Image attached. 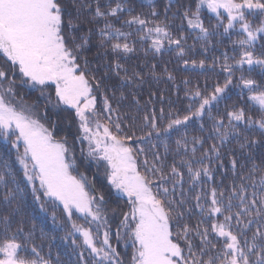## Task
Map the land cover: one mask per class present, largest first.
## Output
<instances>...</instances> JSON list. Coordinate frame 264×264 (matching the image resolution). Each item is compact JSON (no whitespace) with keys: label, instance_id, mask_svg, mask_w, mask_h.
<instances>
[{"label":"snow or ice","instance_id":"obj_1","mask_svg":"<svg viewBox=\"0 0 264 264\" xmlns=\"http://www.w3.org/2000/svg\"><path fill=\"white\" fill-rule=\"evenodd\" d=\"M72 3L79 12L81 5H78L76 0H72ZM83 7L91 9L92 6L83 5ZM204 7L214 13L220 21L223 20L221 10L226 12L227 24L223 25L225 33L239 25L238 31L243 33V38L233 43L241 48L240 57L234 64L223 65L228 73V79L222 87L217 85L207 96L202 95L198 90L191 94L192 99L199 106L194 112H190V115L182 119L170 120L166 129L161 130L155 120V110L151 114H146L145 125L155 130L157 135L161 131L167 132L176 126L184 125L192 116H202L206 109H210L212 103L232 84L234 67L242 68L248 65L251 68L259 65L264 68V54L255 55V44L258 38L264 36V19L256 26L248 19V15L259 14L264 17V0H199L191 16L188 10H185L183 15L187 24L191 28L199 29L201 38L207 39L211 33L200 19V12ZM123 10V5L117 4L107 12L102 11L99 0H96L93 16L94 18L115 17ZM167 10L166 8L165 11ZM156 14L153 12V15ZM70 16L71 13L64 0H0V52L10 63L13 77L10 79L9 72L0 68V135L15 148L16 160L22 167L23 176L32 186L33 196L37 201H40L43 195L54 206L57 203L62 205L69 220L75 211L81 214L87 225L94 226L93 228L72 222V232L68 235L75 237L78 233L82 237L79 245H76L73 239V244L78 249H83L77 253L81 264H123L120 253L111 243L113 229L108 224L107 216L103 211L105 198L103 195L90 194L84 174L73 175L76 161L68 147L67 138L57 140L54 137L53 131L38 118L34 110L35 104H27L23 98L16 103L13 102L16 99L14 76L17 69L21 75V84L30 83L33 87L41 88L54 85L56 102L53 107L66 105L75 110L80 131L78 139L88 141V157L95 158L97 163L100 160L105 161L110 169L107 175L111 185L127 196L129 211L120 221V227L115 229V238L118 242L121 240V228L130 234L125 241V246L128 241L131 242L133 248L131 264H264V194H261L257 200L255 198L257 193L253 192L254 198L248 201L246 195H241L247 192L243 184L239 189L232 188V195L228 197L226 203L221 199L224 195L223 191L218 193L216 188H211V201L207 210L200 203L202 198H206V194L202 192L195 195L193 197L196 202L195 207L200 209L203 218L198 220L195 226L188 223H184L182 227L179 226V221L184 219V212L179 210L185 203L183 173L172 166L170 176L177 179L171 183V187H165L164 181L169 179V174L163 171L162 162L156 153L151 166L145 155L142 161L145 171L142 173L139 170L137 157L143 154L145 149L133 147L129 143L132 136L121 135L123 128L119 123L120 117L117 115L113 120L112 116V113L118 112V109H113L107 94L102 97L101 109H97L95 90L104 86L103 78L97 79L95 76L86 75L87 58H84L83 67L81 66L80 52L88 44V35L81 36L80 43H75L76 37L69 36V33L78 25L69 18ZM125 23L144 28L149 21L135 15ZM220 26V24L216 25V27ZM99 35L102 38L101 43L105 40L117 41L110 45L113 52L129 53L134 50L128 42H119L122 37L126 41L131 33L115 29L110 23H106L104 28L99 29ZM169 37L167 27L157 24L155 27L147 28L141 39L152 38V48L159 52L164 46V38H168L169 44L174 43L180 46V39L171 40ZM69 39L73 42L71 47ZM183 52V48H180V54ZM227 59L225 55V61ZM184 63L187 64L188 61ZM203 64L204 61H200V65ZM121 68L122 65L117 62L115 64L117 74ZM239 79L240 87L252 93L250 100L255 102L264 113V90H258L260 85L254 79L246 78L244 75H241ZM5 82L7 87L4 86ZM41 95L45 93L41 91ZM46 100L52 103L50 96H47ZM192 107L193 105H189V109ZM160 112L163 114V109ZM44 115H47L46 112ZM102 115L108 121L107 123L102 122ZM227 116L229 125L232 127H234L233 121H245L250 125H258L264 132V115L259 120H253L246 115L243 108H239L227 113ZM216 124L220 125L215 127V131L223 143L229 133L221 131L222 120H217ZM152 135V131L146 133L147 138H151ZM139 139L143 142V138ZM193 139L196 140L195 137ZM180 143L181 141H177L178 145ZM199 143L202 144L203 141L200 140ZM184 147L186 148L187 145ZM210 151L217 157L220 154L215 144L211 146ZM192 152H196L195 145L192 147ZM207 156L208 154L205 153V157ZM0 164L11 173L8 161H0ZM188 164L193 185L200 181L202 174L211 179L212 172L209 167L202 164L199 169H193L191 162ZM231 165L235 170L237 166L235 158H232ZM255 170L254 164L252 171ZM148 173H151L153 177L158 174L160 183L150 179ZM4 179V176L0 175V182ZM241 179L243 180L244 177ZM37 180L39 188L36 186ZM260 183L264 185V176H261ZM177 187L181 190L179 202L174 196ZM16 191H21L18 184ZM15 196L16 192L8 191L4 200L10 202ZM233 198L239 201V204L235 206L238 210L235 212L232 211ZM258 204L259 207H257ZM40 208L46 210L44 203H40ZM187 211L191 214L192 210L189 208ZM219 215L223 216V221L213 219L209 226H203L205 219ZM53 219L55 220V213H53ZM174 220L177 222L175 225ZM4 223L5 231H7V217L4 218ZM253 225H255V231L249 242L247 232ZM174 227L177 228L175 233ZM234 227L235 231H233ZM212 233L222 240L214 243L209 238ZM190 236L199 238L198 250ZM178 241H183L184 247H181ZM22 248L15 234L0 242V264H50V261L39 256L35 247L32 251L36 253V259L29 260L21 257L19 252ZM85 252L90 260L85 257Z\"/></svg>","mask_w":264,"mask_h":264},{"label":"trees","instance_id":"obj_2","mask_svg":"<svg viewBox=\"0 0 264 264\" xmlns=\"http://www.w3.org/2000/svg\"><path fill=\"white\" fill-rule=\"evenodd\" d=\"M198 2L199 0H99L102 11L107 12L117 4L123 5L124 10L118 12L115 17L94 18L96 0H76V3L81 5L79 12L72 0H64L71 13L69 18L78 25L77 28L71 30L69 36H75V43H80V37L88 35V44L80 52L81 66L83 67L84 58H87L86 75L95 76L97 79L103 78L104 86L95 90L97 109H101L102 97L107 94L113 109H118V112L114 111L112 116L113 120L117 115L120 117L119 123L123 128L121 135L132 136L129 143L133 147L145 149V152L137 157L138 167L142 173L145 171L142 163L145 155L150 162L149 166H151L154 153L159 155L165 174H169V179L164 181L165 187H171V183L177 179L170 176L172 166L183 173L185 203L179 209L184 212V219L179 221L180 227L184 223L195 226L196 222L203 218L200 209L195 207L196 202L193 197L202 192L206 194V198H202L200 203L207 210L211 201L210 189L213 187L217 189L218 193L223 191L224 195L221 199L225 203L232 195V188L239 189L241 184L247 189L246 194L241 193V195H246L248 201L254 198L253 192L257 193L255 197L257 200L261 194H264V185L260 183L261 176H264V132L259 129L258 125H250L245 121H233L234 127H232L229 125L227 116V113L239 108H243L246 115L253 120H259L264 115L259 106L250 100L252 93L246 88L240 87L239 79L241 75L254 79L260 85L258 90H264V68L259 65H254L251 68L248 65H244L242 68L234 67L231 77L232 84L212 103L210 109L205 110L202 116H192L184 125L176 126L167 132L161 131L159 135L155 130L145 125L144 116L151 114L153 110L156 113V123L161 130L166 129L170 120L182 119L184 116L190 115V112H194L199 106L192 99L191 94L198 90L202 95L207 96L214 91L217 85L222 87L228 79V73L224 70L223 65L225 63L234 64L235 60L240 57L241 48L234 45L233 41L243 38V33L238 31L239 25L235 29L229 30L228 33L224 32L223 25L227 24V14L223 10H221L223 20L220 21L206 7L201 9L200 19L211 33L207 39L201 38L202 34L199 29L191 28L187 24L183 13L188 10L191 16L195 12ZM83 5L92 7L89 9ZM166 8L167 11H165ZM128 9H132V11H128ZM153 12L157 14L153 15ZM135 15L149 21L147 26L141 28L136 24L125 23ZM248 19L256 26L264 17L256 14L255 16L248 15ZM106 23H110L113 28L120 29L122 32L131 33L126 41L122 37L119 42H128L134 49L132 52H113L110 45L117 42L115 40H105L104 43H101L99 29L104 28ZM157 24L167 27L171 40L180 39V46L178 47L174 43L169 44L168 38H164V46L157 52L152 48V38L141 39L147 28L155 27ZM217 24L221 26L216 27ZM89 29H91V33H89ZM69 46H73L70 39ZM180 48H183V54H180ZM261 54H264V36L258 38L255 44V55L260 56ZM225 55L228 57L227 61H225ZM2 59H6V57L0 54V66ZM186 60L187 64L184 63ZM193 61L196 63L193 64ZM200 61H204L202 66ZM117 62L122 65L118 74L115 69ZM32 93L34 92H27L26 96L30 97ZM34 103L43 104L40 101ZM189 105H193V107L189 109ZM44 109L47 114L44 116L50 120L52 117L48 116L47 106ZM161 109H163V114L160 112ZM69 118L72 122L75 120L70 116ZM52 119L53 123L56 122V127L59 122L65 123L63 127L66 125L72 127L70 125L72 122L68 124V120L62 115L58 114L57 119L55 117ZM101 120L104 123L108 122L103 115ZM217 120L223 121L221 131L229 133L223 143L215 131V127H220L216 124ZM149 131L153 132L151 138L146 137V133ZM73 133L72 131L65 134L61 139L66 137L68 141H74L76 157L83 173L95 174L97 172L98 174L99 170H95L94 166L87 161L85 154H81V147L77 144L78 137ZM194 137L196 140L193 139ZM139 138H143V142ZM200 140L203 141L202 144L199 143ZM177 141H181V143L178 145ZM213 144L219 149L218 157L210 151ZM184 145L187 147L185 148ZM193 145L196 148L195 153L192 152ZM241 145L244 146L241 147ZM205 153L208 154L207 157H205ZM16 155L15 148L0 135V161H8L11 166V173H9L0 164V175L5 178L3 182H0V242L15 234L17 241L23 246L19 252L21 257L29 260L36 259V253L32 251V248L35 247L39 256L50 261V264H81L77 253L83 249H78L76 245L81 244L82 237L80 235L72 237L68 234L72 232V220L77 224L83 223L85 220L75 211L69 220L62 205L51 207V201L45 199L43 195H41L43 203L48 204V211L42 210L40 203L33 196L32 187L23 176ZM232 158L237 161L235 170L231 165ZM188 162H191L193 169H199L202 164L209 167L212 172L211 179L202 174L200 181L193 185L188 172ZM254 164L256 170L252 171ZM78 171L75 168L73 174L76 175ZM148 175L150 179L160 183L158 174L155 177L151 173ZM241 177L244 179L242 180ZM99 183V191L105 194L103 211L107 216L108 224L113 229L111 243L120 253L123 264H131L128 263L129 258L128 261L125 259L122 241L117 242L114 236L115 229L120 227L123 212L129 208L128 200L125 197H119L113 190L102 188L101 186L105 185L104 182ZM17 184L21 191H16ZM8 191L16 192L15 198L10 202L4 200ZM92 194L100 195L98 191L94 190ZM174 196L179 202L181 196L179 187H177ZM232 203L234 205L232 211L235 212L238 210L235 206L239 204V201L233 198ZM189 208L192 210L191 214L187 211ZM53 213H55V220ZM5 217L8 218L7 231H5ZM213 219L223 221V216L205 219L203 226H209ZM173 223L175 225L177 222L174 220ZM18 229H22V231H17ZM176 230L177 228L174 227L173 232L175 233ZM235 230L234 227L233 231ZM122 231L123 228H121ZM254 231L255 225L251 226L247 232L249 242H251ZM209 238L214 243H219L222 240V238H217L214 233ZM73 239L77 241L76 245L73 244ZM190 239L198 250L199 238L190 236ZM178 242L181 243V247H184L183 241ZM85 257L90 260L87 252H85ZM204 258L207 259V257Z\"/></svg>","mask_w":264,"mask_h":264},{"label":"rangeland","instance_id":"obj_3","mask_svg":"<svg viewBox=\"0 0 264 264\" xmlns=\"http://www.w3.org/2000/svg\"><path fill=\"white\" fill-rule=\"evenodd\" d=\"M0 54L4 56V54L2 52H0ZM0 68H3L5 71H8L9 72V78L10 79L13 78L12 77V71L10 69V63L7 61V59H2V65L0 66ZM14 78H15V81H16V85H15L16 99L13 101L14 103L18 102L20 98H23V100H24L25 103H27V104H35V109L34 110H35L38 118H40L41 119V122L44 123L45 126H47L52 131H53V119L52 118L55 117V119H57V115L58 114L59 115H62V117H64L65 119H67L68 122H69L68 124H70L72 122L71 119L69 118V116L72 117L73 119H75L70 124V125H72V127H69L67 125L65 127H63V124H65V123H63V124L61 122L58 123L55 132H53V135H54V137L57 140H62L61 138L63 137V135L69 134L72 131L74 132L73 134L76 135L77 137L80 135V131L78 129V119L75 116V110L74 109H71L69 106H66V105H61L58 108H54L53 107V104H55V102H56L54 85L41 88L40 86L33 87L30 83L29 84H21L20 83V81H21V75H20L18 69L15 70V76H14ZM4 86L7 87V82H5ZM31 91L34 92V93H32L30 97H27L26 96L27 92H31ZM41 91H43L45 93V95H41ZM47 96H50L51 97L52 103H48L47 102V100H46V97ZM10 99H11V97H10ZM35 101L43 102V104H36V103H34ZM44 104L48 108V116H51L52 117L50 120L47 119L48 117H45L44 114H43V112H45V109L44 108H46V106ZM67 120H66V122H67ZM79 141L82 143L81 149L83 150V152L85 154V157L87 158V161L89 162V164L93 165L94 168H95V170H97V171L99 170L98 171L99 172L98 174H97V172L95 174L86 173V172L83 173L80 170V165L78 164L79 161L77 160V157H76L77 152H75L76 150L74 148L75 143H74V141H68L67 140L68 147L70 148L71 153L74 154V156H75V161L76 162H75L74 169L76 168V169L79 170L76 175L79 176L80 174H84L86 176V178H87L86 179V186H87V189L90 192V194L93 195L92 194L93 193V189H92L93 186L92 185H94L96 191H98L100 195L105 196V194L102 193V191L101 192L99 191L100 190V187L98 186V184H100L99 182H101V183L104 182L105 185H102L101 186L102 188H105L106 187V188H108L110 190H113V192L116 195H123V196H125V198H127V196L125 194H122V193L118 192L111 185V183H110V181L108 179V175H107V173L110 171V169L108 168L106 162L103 161V160H100L99 163H97V161H96L95 158H89L88 155H87L88 154V141L87 140H80V139H79ZM20 167H21V165H20ZM21 169H22V167H21ZM73 175H75V174H73ZM97 177H98V183H97ZM36 186H37V188H39V182H38V180L36 182ZM44 198L47 199V200H49L46 197H44ZM127 200H128V198H127ZM38 202L39 203H43L42 196L40 197V201H38ZM122 203H124V202H122ZM44 205H45V209H46L45 211H48V204L47 203H44ZM58 205L59 204L57 203V205L55 207H57ZM53 206L54 205L52 204L51 207H53ZM129 207H130V205H129ZM128 211H129V208H126V211H124L122 215L124 216V214L126 212H128ZM73 221L74 220H72L71 223ZM74 222H76V221H74ZM80 224L81 225H85V226H92V225H87L85 221L83 223H80ZM92 227L94 228V226H92ZM128 235H130V234L129 233H126V230L123 229V231L121 232V241L123 243V248H124V251H125L124 256H125L126 261H128V258H129L130 261H128V263L129 262L131 263V257H132V254H133V248L131 246V242L128 241L127 246H125V241L128 240ZM76 236L79 237V234L77 233ZM114 236H115V234H114ZM76 243H77V241H76Z\"/></svg>","mask_w":264,"mask_h":264},{"label":"water","instance_id":"obj_4","mask_svg":"<svg viewBox=\"0 0 264 264\" xmlns=\"http://www.w3.org/2000/svg\"><path fill=\"white\" fill-rule=\"evenodd\" d=\"M78 145L81 146L79 142H78ZM81 154L84 155V154H83V151H81ZM92 186H93V190L96 192V189H95L94 185H92ZM118 196H121V195H118ZM115 248H116V247H115Z\"/></svg>","mask_w":264,"mask_h":264}]
</instances>
